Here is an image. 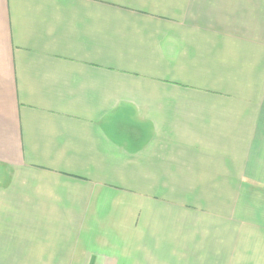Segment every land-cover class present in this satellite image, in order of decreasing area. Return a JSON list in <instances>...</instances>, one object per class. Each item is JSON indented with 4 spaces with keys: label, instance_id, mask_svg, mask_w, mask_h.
<instances>
[{
    "label": "crops",
    "instance_id": "1",
    "mask_svg": "<svg viewBox=\"0 0 264 264\" xmlns=\"http://www.w3.org/2000/svg\"><path fill=\"white\" fill-rule=\"evenodd\" d=\"M250 256L264 0H0V264Z\"/></svg>",
    "mask_w": 264,
    "mask_h": 264
},
{
    "label": "rangeland",
    "instance_id": "2",
    "mask_svg": "<svg viewBox=\"0 0 264 264\" xmlns=\"http://www.w3.org/2000/svg\"><path fill=\"white\" fill-rule=\"evenodd\" d=\"M249 258H251V256H250ZM241 259H242V260H245V262H247V260H248V258H245V257H243V258H241ZM251 259H252V261H253L254 263H256V264H264V259H263V258H260V257H256V258H254V257H252ZM255 261H257V262H255Z\"/></svg>",
    "mask_w": 264,
    "mask_h": 264
}]
</instances>
